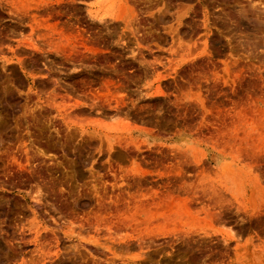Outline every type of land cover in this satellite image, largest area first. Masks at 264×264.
I'll list each match as a JSON object with an SVG mask.
<instances>
[{
  "label": "rangeland",
  "instance_id": "374dc122",
  "mask_svg": "<svg viewBox=\"0 0 264 264\" xmlns=\"http://www.w3.org/2000/svg\"><path fill=\"white\" fill-rule=\"evenodd\" d=\"M181 4L0 0V136L13 135L10 143L22 148L20 153L0 150V197L8 188L16 198L13 229L21 222L23 196L29 201L40 196L39 213L29 214L26 222L51 226L55 220L59 231L70 233L65 244L74 238L76 246L66 244V251L83 256L80 262L86 264H115L126 257L127 264H264V57L242 42V27L234 23L238 14L230 10L234 3ZM178 10L190 11L185 22L191 20L200 35L209 14L236 51L211 59V44L200 35L168 43L160 23L168 25ZM151 11H162L164 22L152 18ZM81 125L107 135L105 143L96 137L81 140ZM50 131L58 132L70 151L63 150L54 173L38 168L35 158L36 149L48 147ZM11 162L13 180L5 181L2 175ZM91 187L99 190L94 202L84 195ZM123 189L136 197L129 202ZM67 193L83 204L75 209ZM152 193L158 198L149 197ZM218 211L224 221L220 212L217 219ZM7 239L0 235V248L11 254ZM33 248L13 264H51Z\"/></svg>",
  "mask_w": 264,
  "mask_h": 264
},
{
  "label": "bare ground",
  "instance_id": "6f19581e",
  "mask_svg": "<svg viewBox=\"0 0 264 264\" xmlns=\"http://www.w3.org/2000/svg\"><path fill=\"white\" fill-rule=\"evenodd\" d=\"M177 1V4L178 5H180L181 4V2H182V0H176ZM224 1H226L227 3H234L233 4V6H231V11L233 12V11H235V13H237L238 15L236 16L237 17V19L236 20H234V23H235V21L238 23V28L239 27H242V34H243V37L245 38V40L243 39V43L244 44H246V45H248V47H249V44H251V45H253V47L256 49H254L255 51H257V52H259L260 53V56H261V53L263 54V57H264V2H262V3H257V4H254V2H253V4L252 3H250L249 4V6L248 5H245V4H243L244 2H242V1H237V0H233V1H229V0H224ZM251 2V1H250ZM258 2V1H257ZM181 6H183L182 4H181ZM180 6V7H181ZM248 6V7H247ZM183 8V7H182ZM229 10V11H230ZM168 11V10H167ZM189 12L190 11H188V10H178L176 13H173L172 14V16L170 17V18H172L171 19V21H169V24L168 25H161V23L160 22H164L163 21V16H162V18H161V14H159V13H162V11L160 12V11H157V12H153V11H151V13H150V16L152 17V18H154V19H157V20H159V22L158 23H160V29H161V31H162V33H163V35L165 36V40L168 42V43H176L177 42V40H180V39H186L187 41L189 40V41H191L190 39H194L195 38V36H198V35H200L199 33H196V31H195V28L193 27V23H192V21L190 20V22H185L186 21V16L189 14ZM232 12H230V13H232ZM207 13H208V11H207ZM229 13V12H228ZM227 13V14H228ZM229 13V14H230ZM234 12L232 13V14H235ZM156 14H158V15H156ZM169 14V13H168ZM226 14V15H227ZM228 14V15H229ZM160 15V16H159ZM208 16H210L209 14L208 15H206L205 14V18H204V20H203V26H204V30H205V33L203 32L199 37H204L206 40H207V42L208 43H210L211 44V47H212V49H213V53H212V51H211V53L212 54H210L209 55V57L210 56H213V57H210L211 59L213 58L214 60L215 59H217V56H218V59L220 60V58H221V56H227V51H231L232 50V44H233V42H231V39L230 38H228L227 36H225L221 31H219V29H217V26L215 25L216 23H212V22H210V20H209V17ZM230 16H231V14H230ZM188 17V16H187ZM229 17V16H228ZM189 18H190V16H189ZM230 18V17H229ZM166 19V18H165ZM191 19H193L192 17H191ZM231 20H232V17L230 18ZM230 19L228 20V21H230ZM212 21V20H211ZM215 22V21H214ZM231 23V22H230ZM251 24H254L255 26L257 25V27H255V28H252V27H254V26H252L251 27ZM229 25H231V24H229ZM228 25V26H229ZM182 26H185L186 27V31H183L182 30ZM237 26V25H236ZM249 29H251L250 31H247V30H249ZM213 30H214V33L215 34H218V35H216L217 37V39H215V37L213 38L212 37V33H213ZM240 30V29H239ZM244 32V33H243ZM196 35H195V34ZM241 34V35H242ZM214 36V35H213ZM198 39V38H197ZM242 39V38H241ZM241 43V42H240ZM242 43V44H243ZM240 45V44H239ZM158 46H159V44H158ZM240 47H241V45H240ZM239 47V48H240ZM250 49V48H249ZM252 49V48H251ZM250 49V50H251ZM242 50V49H241ZM234 51V49L232 50V52ZM236 51V50H235ZM234 51V52H235ZM243 51V50H242ZM245 51V50H244ZM255 51H253L254 53H255ZM210 52V51H209ZM239 52H240V50H239ZM246 52V51H245ZM245 52H241L242 53V57L244 56L243 54L245 53ZM252 52V51H251ZM256 52V53H257ZM238 52H236V54H237ZM250 53V52H249ZM238 54H240V53H238ZM241 55V54H240ZM247 55V54H246ZM215 56V57H214ZM225 56V57H226ZM246 57V56H245ZM209 58V59H210ZM0 59L2 60V58L0 57ZM217 59V60H218ZM239 59V58H238ZM238 59H237V61H238ZM4 60V59H3ZM240 61L242 60V59H239ZM235 61H236V59H235ZM251 61V60H250ZM4 62V61H3ZM222 62V61H221ZM226 62V61H225ZM261 62H262V60H261ZM223 63V62H222ZM242 63V62H241ZM244 63V62H243ZM263 63V62H262ZM261 63V64H262ZM264 64V63H263ZM262 64V67L264 68V65ZM217 65V64H216ZM245 65H247L248 66V64H246V61H245ZM253 65V64H252ZM4 66H5V64H4ZM241 67V66H240ZM251 66H249L248 68H250ZM241 68H243V67H241ZM245 68H246V66H245ZM252 68V67H251ZM254 68V67H253ZM256 68H258V66L256 67ZM260 68H261V65H260ZM156 69V68H155ZM262 69V68H261ZM243 71H244V69H243ZM244 73V72H243ZM246 73V72H245ZM20 76V75H19ZM175 78V77H174ZM112 80V79H111ZM171 80V79H170ZM175 80V79H174ZM173 81V80H172ZM172 81H171V83H172ZM177 81H179V80H177ZM111 83H112V81H111ZM174 83V82H173ZM176 83H180V82H176ZM109 84V83H108ZM114 83H112V85H113ZM110 85V84H109ZM181 85H182V83H181ZM183 86V85H182ZM163 91V90H162ZM162 93V92H161ZM160 93V94H161ZM164 94V93H163ZM119 95V94H118ZM68 98V97H67ZM201 100V99H200ZM77 104V103H76ZM77 106H79V105H77ZM10 108V109H9ZM8 108V110H9V114L11 115L10 117H12V119L14 118L13 117V115H14V110L11 108V107H9ZM76 109V108H75ZM89 112V111H88ZM241 112H243V111H241ZM85 113V112H84ZM240 113V112H239ZM86 114V113H85ZM243 114V113H242ZM84 115V114H83ZM246 117V116H245ZM245 120V119H244ZM15 121V120H14ZM15 123V122H14ZM13 124V123H12ZM50 126V125H49ZM48 131H49V129H48ZM55 132V131H54ZM99 132V131H98ZM96 130H92V131H90V129L89 128H86V127H84V126H82L81 125V127H79V136L81 137L80 139L81 140H84V139H86V138H88V137H96L97 138V140L98 141H100L101 143H103L104 141H105V138H107V135H104V134H100V133H98ZM52 133V134H51ZM7 135V134H6ZM49 135V139H48V147L47 148H45V150H43V149H41V148H38V149H36L35 150V154H36V157L35 158H37V160L39 161L38 162V165H37V167L38 168H44L45 170H47V171H49L50 173H54L55 171H56V169H57V167H58V163H59V161H58V158H63L65 155H64V153H63V150L64 151H67V150H65L66 148H65V146L63 145V143H62V141H61V139L59 138V136H58V132L56 133H53V132H51L50 131V134H48ZM5 136V135H4ZM4 136H0V150H3V149H6V151H8V150H12L13 152H19V151H21V145L20 144H16V143H10L11 141H13V139H12V136L10 135V136H6V137H4ZM105 143V142H104ZM103 143V144H104ZM102 145V144H101ZM102 149H103V147H102ZM26 150V149H25ZM107 150V149H106ZM105 150H103V153H105L104 152ZM68 152V151H67ZM70 152V151H69ZM68 152V153H69ZM100 152H102V151H100ZM20 153V152H19ZM66 153V152H65ZM67 153V154H68ZM117 153V152H116ZM12 154H14V153H12ZM111 154H112V152H111ZM258 154V153H257ZM69 155V154H68ZM73 155V154H72ZM101 155H103V154H100V156ZM99 156V157H100ZM113 156V155H112ZM17 157V156H16ZM74 157V156H73ZM98 161H99V158H98ZM101 161V160H100ZM13 162V161H12ZM10 163V164H8L6 167H5V169H4V173H3V177L5 178V181H12L13 180V175H12V173H13V170H14V167H13V163ZM99 163V162H98ZM102 163V169L104 170V163L103 162H101ZM90 168H92V167H90ZM91 170V169H90ZM89 170V171H90ZM102 170V171H103ZM88 171V172H89ZM87 172V173H88ZM91 172H93V170L91 171ZM90 172V173H91ZM100 172V171H99ZM106 172V170L104 171V173ZM95 173V172H94ZM101 173V172H100ZM107 173H108V171H107ZM114 173V172H113ZM116 174V173H115ZM93 175H95V174H93ZM100 175H102V174H100ZM104 175V174H103ZM102 175V176H103ZM105 175H106V173H105ZM104 175V176H105ZM108 175V174H107ZM110 175V174H109ZM117 175V174H116ZM115 175V176H116ZM88 176V175H87ZM89 176H92V173H91V175H89ZM111 176L112 175H110V178H109V176H108V179L110 180L111 179ZM123 177H124V175H122ZM140 176V175H139ZM98 177H100L99 175H98ZM106 177V176H105ZM122 177V178H123ZM133 177V176H132ZM136 178H134V179H136V180H134V182L136 181H138V176H135ZM90 178V177H89ZM94 178V177H93ZM107 178V177H106ZM105 178V179H106ZM116 179H118L119 178V176H118V178H117V176L115 177ZM124 178H126V177H124ZM131 178V177H130ZM140 178V177H139ZM144 178V177H143ZM96 179H97V177H96ZM95 179V180H96ZM108 179L106 180V181H108ZM120 179V181H121V178H119ZM128 179H129V177H128ZM103 180V179H102ZM115 180V179H114ZM125 180V179H124ZM132 179H130V181H131ZM143 180V179H142ZM142 180H141V182H142ZM104 181V180H103ZM126 181V180H125ZM133 181V180H132ZM132 181L130 182V184L132 183ZM126 182H128V181H126ZM143 182H144V180H143ZM142 182V183H143ZM129 183V182H128ZM127 183V184H128ZM139 182H137V184H138ZM127 184H126V187L125 188H127ZM136 184V183H135ZM134 184V185H135ZM95 185V184H94ZM115 185V184H114ZM141 185H143V184H141ZM140 184H139V186H141ZM96 186V185H95ZM116 186V185H115ZM125 186V185H124ZM129 186V185H128ZM130 186H132V185H130ZM139 186H136V189L138 190L139 189ZM138 187V188H137ZM154 187V186H153ZM72 188V187H71ZM70 188V189H71ZM74 188H75V186H74ZM92 188L93 187H91V189H89V194H84L85 196H87L88 195V201H92L93 200V198L95 197L96 198V192H97V190H92ZM96 188V187H95ZM122 189V187H119V189ZM142 188V187H141ZM147 188H149V187H147ZM69 189V190H70ZM129 189V191L131 190L130 188H127V190ZM145 189H146V187H145ZM144 188H143V190H145ZM154 189H155V187H154ZM158 189V188H157ZM169 189H171L170 191H172L173 189L172 188H169ZM168 189V190H169ZM62 190V189H61ZM72 190L74 191L75 189H73L72 188ZM91 190H92V193H91ZM142 189H140V191H141ZM148 190V189H147ZM150 190V189H149ZM156 190V189H155ZM174 190H176V189H174ZM174 190H173V193H174ZM2 193H3V196H1L0 197V235L1 234H5V236L8 238L7 239V244H6V247L7 246H9V248L11 249L10 251L12 252H14V254H13V252L10 254L9 253V249H6V250H4L3 248H0V264H13L14 262H16L19 258V255H21V254H23V252L26 250V249H28L29 247H34L33 249H35V251H37V253L39 252V253H42L43 255H42V257H44V258H49V260L48 261H50L51 262V264L53 263V264H63L65 261H67V260H69V261H71V262H73V263H75V264H86V263H84L83 262V260L80 262V260H81V258L83 257H80L81 255H77L76 253H74V254H72V253H69V252H67L66 251V244L68 245L69 243L67 242L66 244H65V242H66V239L68 238L67 236L68 235H70V233L66 236L63 232H61V229H60V231L58 230L59 228V226L57 225L58 223H56L55 222V220H53V221H48L49 222V224L51 223V226H46L48 223H46V224H41L40 222H35V223H28V222H26V219H27V216L29 215V214H37V213H39V211H40V209H41V204H42V198L39 196H37V197H35L34 198V200H32V201H29L28 200V198L27 197H25V196H23V199H24V201L25 202H27V203H21V204H19V207H20V209H21V213L19 214V215H21L20 217H21V222H20V225L17 227L18 229H13V226H12V221H11V215H12V211L14 210V205H15V196L11 193V190L10 189H8V188H3L2 189ZM76 191V190H75ZM93 191L95 192V193H93ZM99 191V190H98ZM128 191V192H129ZM162 191V190H161ZM160 191V192H161ZM170 191H168L169 193H172V192H170ZM180 191V190H179ZM189 191V190H188ZM123 192H125L124 191V189H123V191H121L120 193H123ZM136 193L138 192V191H135ZM145 192H147V191H145ZM167 192V191H166ZM165 192V193H166ZM204 192H206V191H204ZM212 192V191H211ZM76 193V192H75ZM75 193H73V195L75 194ZM99 193V192H98ZM126 193V192H125ZM133 194H134V191L132 192ZM135 193V194H136ZM147 193H150L149 191L147 192ZM146 193V194H147ZM162 193V192H161ZM176 193V192H175ZM68 194V193H67ZM124 194V193H123ZM122 194V195H123ZM158 194H159V191H158ZM158 194H156V193H152V194H150L149 195V197L151 196V198H158ZM164 194V193H163ZM163 194H161V195H163ZM177 194V193H176ZM182 194V193H181ZM183 194H184V192H183ZM186 194V193H185ZM190 194H192V193H190ZM195 194V193H194ZM211 194H213V192L211 193ZM215 194H217V191H216V193H214V195ZM62 195V194H61ZM69 195V194H68ZM76 195H78L77 193H76ZM76 195H74V196H76ZM98 195H100V194H98ZM158 195V196H157ZM160 195V196H161ZM167 195V194H166ZM63 196V195H62ZM74 196H72V197H74ZM125 196L127 197L128 196V194L126 193L125 194ZM130 196H131V193H130ZM133 196V195H132ZM131 196V197H132ZM174 196H176L175 194H174ZM192 196V195H191ZM190 196V197H191ZM61 197V196H60ZM67 197H69V198H72V197H70V195L69 196H67ZM81 197V196H80ZM119 197V196H118ZM120 197H122V200L123 199H125L126 200V197H124V196H120ZM120 197H119V199H120ZM130 197V198H131ZM133 197H136V195H134ZM140 197H145V195H139V199H141ZM194 197V196H193ZM218 197H219V195H218ZM94 198V199H95ZM98 198V197H97ZM129 198V196H128V198H127V200L128 199H130ZM178 198V197H177ZM217 198V197H216ZM68 199V198H67ZM73 199V204H74V207L75 206H78L79 205V200H78V197H74V198H72ZM116 199H117V197H116ZM115 199V200H116ZM162 199V198H161ZM175 199H176V197H175ZM184 199V198H183ZM186 199V198H185ZM197 199V198H196ZM223 199V198H222ZM96 200V199H95ZM100 199H98V201H99ZM142 200V199H141ZM140 200V201H141ZM157 200V199H156ZM165 200V199H164ZM179 200V202H184V200H180V199H178ZM81 201V200H80ZM101 201V200H100ZM120 201H121V199H120ZM129 201V200H128ZM132 201V200H131ZM146 201H148L147 199L145 200H143V201H141V202H146ZM152 201V200H151ZM155 201V200H154ZM172 201V200H171ZM19 202V201H18ZM93 202H94V200H93ZM124 201H122V202H120V203H123ZM130 202V201H129ZM128 202V203H129ZM136 202H138L137 201V199H136ZM150 202V201H149ZM157 203H158V201H156ZM159 202H162V201H160L159 200ZM182 202V203H183ZM86 203H87V201H86ZM114 203V202H113ZM119 203V204H120ZM126 203H127V201H126ZM166 203V202H165ZM165 203H163L162 205H164ZM168 203H170L169 202V200H168ZM167 203V204H168ZM171 203H175V202H171ZM188 202H186V204H187ZM83 204V203H82ZM81 204V205H82ZM90 204V203H89ZM92 204V203H91ZM117 204V203H116ZM116 204H114V205H116ZM119 204H118V207H119ZM141 204H143V203H141ZM150 204V203H149ZM155 204V203H154ZM185 204V203H184ZM183 204V205H184ZM200 204V203H199ZM204 204V203H203ZM219 204V203H218ZM81 205H79V206H81ZM127 205V204H126ZM125 205V206H126ZM133 205V207L135 206L134 204H132ZM138 205V204H137ZM145 205V204H144ZM147 205V204H146ZM146 205L144 206L145 208H146ZM157 205V204H156ZM170 205V204H169ZM205 205V204H204ZM220 205V204H219ZM143 206V205H142ZM18 207V208H19ZM129 207V206H128ZM141 207V206H140ZM151 207V206H150ZM153 207V206H152ZM159 207V206H158ZM168 207H170V206H168ZM171 207H173V205L171 204ZM222 207V206H221ZM114 208H116L117 209V207H114ZM123 208V207H122ZM122 208H120V209H122ZM136 208H139V207H136ZM142 208V207H141ZM144 208V209H145ZM153 208H155V206L153 207ZM206 208V209H205ZM75 209H77V207H75ZM84 208H82V210H83ZM115 209V210H116ZM130 209H133V208H130ZM151 209V208H150ZM202 209H205V210H210V208H207L206 206L205 207H203ZM118 210H119V208H118ZM118 210H117V214H118ZM124 210H125V208H124ZM136 211L138 210V209H135ZM218 210V209H217ZM123 211V210H122ZM121 211V212H122ZM126 211H128V210H126ZM132 211V210H131ZM140 211V210H139ZM147 211V210H146ZM145 211V212H146ZM85 212V211H84ZM114 212V211H113ZM130 212V211H129ZM144 212V213H145ZM158 212H159V210H158ZM157 212V213H158ZM161 212V211H160ZM159 212V213H160ZM207 212V211H206ZM221 213V211H218V217H217V219L219 218V219H221L222 218V220L221 221H224L223 220V215H222V213H221V216H219L220 215V213ZM111 213V212H110ZM115 213V212H114ZM125 213H127V212H125ZM154 213H155V211H154ZM203 213V212H202ZM116 214V213H115ZM114 214V215H115ZM116 214V215H117ZM122 214H123V212H122ZM122 214H121V216H122ZM147 214V213H146ZM113 215V216H114ZM115 215V216H116ZM119 215V214H118ZM125 215H127V214H125ZM154 215V214H153ZM84 216H87L86 214L84 215ZM142 216V215H141ZM205 216H208V214H206ZM118 218H121V217H119V216H117ZM128 217V216H127ZM126 217V218H127ZM144 217V216H143ZM147 217V216H146ZM210 217H211V215H210ZM221 217V218H220ZM107 218V221H108V218L109 217H106ZM106 218H104L105 220H106ZM116 218V217H115ZM125 218V217H124ZM147 219V218H146ZM153 219V218H152ZM218 219V220H219ZM112 220V219H111ZM115 220V219H114ZM120 220V219H119ZM125 220V219H124ZM98 221V220H97ZM121 221H122V219H121ZM125 221H128V219L127 220H125ZM141 221V220H140ZM146 221V220H145ZM220 221V220H219ZM44 222V221H43ZM52 222H55L53 225H56V226H52ZM110 222V221H109ZM109 222H107L108 224H109ZM116 223H117V221H115ZM139 222V221H138ZM114 223V222H113ZM115 223V224H116ZM120 223H122V222H120ZM60 224V223H59ZM119 224V223H118ZM129 224V223H128ZM141 224V223H140ZM61 225V224H60ZM62 225H64V224H62ZM61 225V226H62ZM107 225V224H106ZM105 225V226H106ZM111 225H112V222H111ZM120 225V224H119ZM118 225V226H119ZM115 225H113V227H114ZM139 226V225H138ZM58 229H57V228ZM124 227V226H123ZM63 228V227H62ZM111 228V227H110ZM121 228V227H120ZM139 229V228H138ZM137 229V230H138ZM64 230H65V228H64ZM63 230V231H64ZM114 230V229H113ZM139 230H141V229H139ZM139 230H138V232H139ZM66 231H68V230H66ZM72 231V230H71ZM109 231V230H108ZM111 231H112V228H111ZM70 232V231H69ZM74 231H72L71 232V234L73 233ZM140 233V232H139ZM73 235V234H72ZM75 235V234H74ZM209 235V234H208ZM76 236V235H75ZM72 237V236H71ZM71 240L72 241H74V238L73 239H70V244L72 243L73 244V242H71ZM80 242V241H79ZM206 242H208L207 240H206ZM218 243H219V241H217ZM217 242H216V244H217ZM44 243H46L47 245H48V247H49V249H48V251H45V252H47L46 254H44L45 252L43 251V247H42V244H44ZM209 243V242H208ZM45 244V245H46ZM70 244H69V246H70ZM84 244V243H83ZM215 244V243H214ZM44 245V247H46ZM80 245H82V243L80 244L79 243V245H77L78 247L80 246ZM76 246V245H75ZM74 246V244H73V247H75ZM84 246V245H83ZM218 246H220V245H217V249H219V247ZM77 247V248H78ZM87 247V246H86ZM209 247V246H208ZM8 248V247H7ZM68 248V247H67ZM80 248V250L81 249H84L83 247H79ZM211 248V247H210ZM210 248H209V250H210ZM221 248V247H220ZM211 249H213V248H211ZM79 250V251H80ZM214 250H215V245H214ZM223 250V249H222ZM27 251V250H26ZM30 251V250H29ZM83 251V250H82ZM84 251H85V249H84ZM221 251V250H220ZM71 252V251H70ZM223 252L224 251H222V254H223ZM37 253H35V254H37ZM82 252H80V254H81ZM84 253V252H83ZM218 253H219V251H218ZM225 253V252H224ZM25 254V253H24ZM220 255H221V253H219ZM41 255V254H40ZM217 255V254H216ZM22 256V255H21ZM85 256V255H84ZM38 258L40 257V259H41V256H37ZM224 257V256H223ZM85 258H87V256L85 257ZM114 258H116V257H114ZM122 257H120V260H122L121 259ZM127 258V257H126ZM126 258H125V260H126ZM218 258H220V257H218ZM217 258V259H218ZM83 259V258H82ZM106 259V258H105ZM45 260H47V259H45ZM113 260V259H112ZM116 260V259H115ZM114 260V261H115ZM124 260V259H123ZM124 260V261H125ZM218 260H221V258L220 259H218ZM42 261V260H41ZM44 261V260H43ZM42 261V262H43ZM87 261H89V260H87ZM106 261H107V259H106ZM105 261V262H106ZM123 261V262H124ZM104 262V261H103ZM104 262V263H105ZM122 261H117L116 260V263L115 264H127V263H123ZM126 262V261H125ZM109 263V262H108ZM128 263H129V261H128ZM103 264V263H102ZM107 264V263H106ZM130 264V263H129ZM151 264H152V262H151Z\"/></svg>",
  "mask_w": 264,
  "mask_h": 264
}]
</instances>
